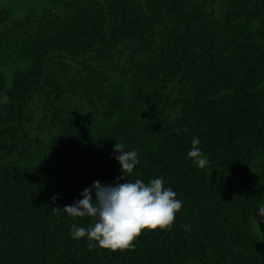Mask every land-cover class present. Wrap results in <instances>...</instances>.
Returning <instances> with one entry per match:
<instances>
[{
    "label": "trees",
    "instance_id": "1",
    "mask_svg": "<svg viewBox=\"0 0 264 264\" xmlns=\"http://www.w3.org/2000/svg\"><path fill=\"white\" fill-rule=\"evenodd\" d=\"M5 94L0 264H264L251 224L264 204V0L0 5ZM39 114L57 129L46 145L33 136ZM116 142L140 161L120 183L163 178L183 207L134 250H90L70 228L91 218L52 208L123 176Z\"/></svg>",
    "mask_w": 264,
    "mask_h": 264
},
{
    "label": "clouds",
    "instance_id": "2",
    "mask_svg": "<svg viewBox=\"0 0 264 264\" xmlns=\"http://www.w3.org/2000/svg\"><path fill=\"white\" fill-rule=\"evenodd\" d=\"M9 102L10 97L3 95L0 103ZM180 131L176 129L177 134ZM187 131L185 127L184 132ZM191 145L188 156L203 169L209 161L199 147V138L193 137ZM114 150V158L121 165L122 177H118L114 184H102L97 180L83 190V198L77 199L74 204L52 208L55 214L64 212L70 217L91 218L92 222L87 227L72 225L70 228L73 239L87 237L90 250L97 246L111 251L134 250V241L144 229L170 230L176 214L183 207V201L177 199V193L171 187H165L163 178L150 179L147 183L139 178L134 182L120 183L140 163L139 153L136 150L125 151L120 142L115 143ZM52 199L55 201L57 197L53 196ZM258 209L259 215L264 216V204ZM184 229L188 231L190 226L185 225Z\"/></svg>",
    "mask_w": 264,
    "mask_h": 264
},
{
    "label": "rangeland",
    "instance_id": "3",
    "mask_svg": "<svg viewBox=\"0 0 264 264\" xmlns=\"http://www.w3.org/2000/svg\"><path fill=\"white\" fill-rule=\"evenodd\" d=\"M19 0H0V5H15ZM57 132L55 126H53L48 119H45L42 114H39L38 119L34 124L33 136L38 138L43 145L48 144L52 140V136ZM252 228L254 232L264 241V216H260L257 213L251 220Z\"/></svg>",
    "mask_w": 264,
    "mask_h": 264
}]
</instances>
